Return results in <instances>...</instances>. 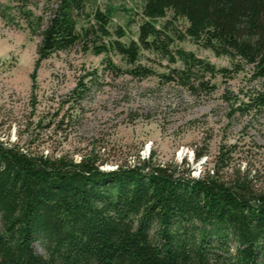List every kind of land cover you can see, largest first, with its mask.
<instances>
[{
	"label": "trees",
	"instance_id": "trees-1",
	"mask_svg": "<svg viewBox=\"0 0 264 264\" xmlns=\"http://www.w3.org/2000/svg\"><path fill=\"white\" fill-rule=\"evenodd\" d=\"M13 1L17 16L40 39L38 62L80 43L95 54L112 49L129 65L141 49L154 50L182 63L175 78L164 79H177L189 91L199 73L225 79L246 65L261 82L247 107L264 109V0H144L137 41L102 46L88 39L110 35L109 16L95 11V24L80 26L87 0H42L39 15L30 9L32 0ZM167 12L187 22L183 38L228 57L232 69H216L181 49L169 52L166 26H156ZM151 73L129 71L142 78ZM200 87L215 89L208 82ZM90 89L82 78L63 103L79 107ZM230 153L222 152L213 168L205 165L193 178L176 165L153 163L152 154L103 170L106 160L95 152L73 160L0 141V264H264V173L229 171ZM203 156L196 152L194 162Z\"/></svg>",
	"mask_w": 264,
	"mask_h": 264
},
{
	"label": "rangeland",
	"instance_id": "rangeland-1",
	"mask_svg": "<svg viewBox=\"0 0 264 264\" xmlns=\"http://www.w3.org/2000/svg\"><path fill=\"white\" fill-rule=\"evenodd\" d=\"M143 2L87 0L84 14L88 18L83 15L80 26L95 24V11L109 16L106 29L110 35H92L90 44L136 42L143 22ZM31 4L30 9L39 15L42 0H32ZM164 25L163 31L172 40L169 52L181 49L216 69H232L228 57H217L183 38L186 21L173 19L167 12L156 23L160 30ZM117 30L124 36L118 38ZM39 41L17 16L16 3L0 0L2 143L17 142L33 152L67 155L73 160L95 152L106 160L103 170L132 166L152 154L153 163L176 165L181 172L189 170L193 178L205 165L213 168L216 157L230 150L229 171L249 169L251 174L257 171L263 175L264 109L247 107L249 96L261 82L252 79L249 66L244 65L241 72L225 79L220 75L202 77L199 73L191 78L194 89L189 91L177 79H164L167 75L172 78L174 70L182 69V63H172L154 50L141 49L138 61L129 65L112 49L95 54L92 48L84 50L80 43L38 62ZM138 67L152 73L144 78L129 74ZM82 78L91 89L80 106L72 109L71 102H63ZM202 82L215 89L205 92L200 87ZM196 152L205 154L198 163L193 160ZM34 248L44 254L39 244Z\"/></svg>",
	"mask_w": 264,
	"mask_h": 264
},
{
	"label": "built area",
	"instance_id": "built-area-1",
	"mask_svg": "<svg viewBox=\"0 0 264 264\" xmlns=\"http://www.w3.org/2000/svg\"><path fill=\"white\" fill-rule=\"evenodd\" d=\"M198 173H200V171H198ZM198 173H197V174H198Z\"/></svg>",
	"mask_w": 264,
	"mask_h": 264
}]
</instances>
